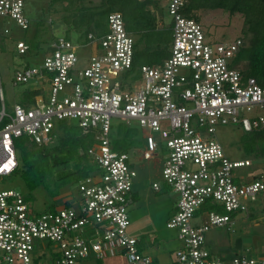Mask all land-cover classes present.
<instances>
[{
	"label": "built area",
	"instance_id": "1",
	"mask_svg": "<svg viewBox=\"0 0 264 264\" xmlns=\"http://www.w3.org/2000/svg\"><path fill=\"white\" fill-rule=\"evenodd\" d=\"M153 1L172 17L171 50L163 63L135 70V36L123 14L112 12L105 33L76 42L60 36L40 63L16 70L15 85L33 83L27 88L37 91L32 101L9 109L0 84V178L19 167L16 139L52 144L62 120H76L84 133L94 134L87 154L95 165L78 182L77 200L43 212L30 209L21 192L0 190V264H36V252L45 246L53 250L55 264L113 255L123 256L124 264H160L128 231L138 172L130 152L115 147L113 118L138 122L144 133L141 159L157 158L156 133L170 150L161 175L179 195L167 223L179 230L181 242L173 264H264V248L218 255L206 237L214 226L231 229L233 213L255 202L264 205V172L242 175L237 169L251 166V159L229 158L214 138L217 125L264 130V80L245 76L234 64L242 38L213 41L186 12L190 0ZM24 6V0H0V17L28 29ZM16 47L20 54L31 50L25 40ZM152 186L162 189L159 181Z\"/></svg>",
	"mask_w": 264,
	"mask_h": 264
},
{
	"label": "rangeland",
	"instance_id": "2",
	"mask_svg": "<svg viewBox=\"0 0 264 264\" xmlns=\"http://www.w3.org/2000/svg\"><path fill=\"white\" fill-rule=\"evenodd\" d=\"M24 12L30 20V27L22 29L10 18H1L2 29L7 26L10 29L8 34L0 33V84H2L6 104L12 108L13 104L20 101L24 89L33 83L15 85L14 75L16 70L26 65L40 63L48 50L52 41L60 36L69 34L71 40L79 41L82 31L76 32L67 30L64 21V11L60 3L51 4V0H24ZM101 0H89L88 4H98ZM154 12L162 26L171 24V15L166 9H161L154 5ZM195 14L199 15L200 22L208 34L215 42L231 41L237 37L242 38V28L244 17L241 13L230 14L222 9H195ZM79 17L80 15L77 14ZM85 29V28H82ZM106 32V31H105ZM104 32V33H105ZM25 40L31 44V50L26 54H20L16 48L17 41ZM39 44V47L36 45ZM157 56V51L153 50L150 57ZM139 68V67H138ZM140 70L136 75L140 76ZM76 122V120H74ZM114 141L121 140L128 143L130 139L124 135L128 127L137 128L138 137L132 141L134 148H129L135 167L138 172L134 180V191L137 194L133 204L130 206L131 225L128 229L130 235L139 238L144 251L154 257L160 264H173L175 251L180 247L179 230L169 228L167 223L176 210L179 195L174 190L166 186L161 175L162 161L166 158L170 150L165 140L156 133V140L159 143L158 156L155 160L141 159L139 150H143V131L138 122L132 121L130 125L119 118H113ZM123 122V123H121ZM122 129V131H120ZM258 132H246L240 124L217 125L214 138L221 144L226 155L233 159H251L252 165L238 168V172L249 177L264 172V155L250 152L249 147L257 148V144L252 139ZM159 181L162 189L156 191L152 184ZM52 186V185H51ZM13 189L21 192L27 199L30 209L36 212H43L56 205H62L65 201L78 199V183L68 184L62 187L58 193L53 194L50 186L41 185L36 189H30L23 177L19 174L4 176L0 178V190ZM223 213L224 209H220ZM234 225L231 229L228 226H214L207 234V247L214 250L216 254L226 251L235 252L236 243H241V250L249 249V252L260 253L264 248V205L255 202L248 211L235 212L232 214ZM195 222V221H194ZM46 244V242L44 243ZM56 247L55 244H49ZM44 247L37 250L34 261L36 264H55L52 249ZM123 256H108L104 259H97L92 256L84 260L81 264H124Z\"/></svg>",
	"mask_w": 264,
	"mask_h": 264
},
{
	"label": "trees",
	"instance_id": "3",
	"mask_svg": "<svg viewBox=\"0 0 264 264\" xmlns=\"http://www.w3.org/2000/svg\"><path fill=\"white\" fill-rule=\"evenodd\" d=\"M87 1L89 0H51L50 4L62 5L67 30L83 32L79 41L89 33L103 34L108 27L109 14L121 12L127 29L135 36V70L143 65L161 64L169 57L172 44L171 24L162 26L161 21H158L154 12V5L158 7L157 2L101 0L98 4H88ZM198 8L222 9L230 14L243 15V44L234 64L245 76L264 80V0H190L186 12L200 21L199 15L195 14V9ZM2 32L5 33L0 25V33ZM65 37L71 40L69 34ZM28 44L31 46L29 42ZM36 46L39 47V44ZM153 50L157 51V56L151 58ZM35 94L37 91L24 89L20 102L32 101ZM56 133L57 139L52 144L39 145L25 136L16 139L19 167L14 174L21 175L32 190L46 185L56 194L62 187L78 183L95 169L87 154V149L94 142L93 133H84L77 122L69 120L60 121ZM137 134L136 127H128L124 135L130 141H114L115 147L128 150L133 146L132 141ZM252 142L257 144V148L249 147V151L264 155V130L256 133Z\"/></svg>",
	"mask_w": 264,
	"mask_h": 264
},
{
	"label": "crops",
	"instance_id": "4",
	"mask_svg": "<svg viewBox=\"0 0 264 264\" xmlns=\"http://www.w3.org/2000/svg\"><path fill=\"white\" fill-rule=\"evenodd\" d=\"M136 196H137V194H135V198H136ZM239 247H241V243H240V242L236 243V249H237V250H235V252L241 251L242 248H239ZM235 252H233V253H235ZM233 253L226 251V252H224V253H222V254L231 255V254H233Z\"/></svg>",
	"mask_w": 264,
	"mask_h": 264
}]
</instances>
